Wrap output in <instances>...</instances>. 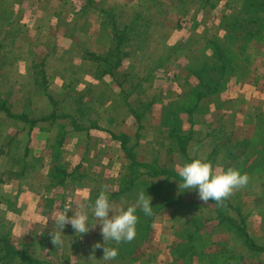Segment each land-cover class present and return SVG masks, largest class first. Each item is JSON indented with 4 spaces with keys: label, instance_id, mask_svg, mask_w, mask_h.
I'll return each mask as SVG.
<instances>
[{
    "label": "crops",
    "instance_id": "obj_1",
    "mask_svg": "<svg viewBox=\"0 0 264 264\" xmlns=\"http://www.w3.org/2000/svg\"><path fill=\"white\" fill-rule=\"evenodd\" d=\"M221 1L161 0L160 8L153 0H0V112L15 119V124L4 127V134L0 135V183L4 188L0 198L14 204L10 212L19 210V217L12 221L14 232H20L22 237L36 229H42L46 234L56 232L55 217L69 207L73 211L79 210L81 205L87 207L93 201L91 197L96 196H91L94 188L101 186L96 185L101 178L105 181L107 176H119V187L114 190H123L122 167L132 162L128 157L130 146L139 149L143 144L142 138L135 132L142 131V122L134 123L133 135L130 136L126 130V123L133 114L132 106L135 109L142 104L158 113L163 107L167 113L168 106L177 105V99L184 93L192 95L198 91L200 80L193 69L194 64L199 62L196 61L197 55L205 52L210 37L224 35L223 22L239 13L245 3V0L242 3L238 0L240 7L234 13V0H224L222 4ZM118 5L121 6V13L141 12L156 19L161 11L163 26L158 25L156 32L151 29L150 33L154 36L149 37L144 51L133 50L131 60L142 63H132L134 73L127 75L129 71L124 68L127 58H124L114 69L113 75L98 73L97 76L98 62L90 54L106 56L111 49L103 11ZM175 17L185 20L184 24L181 22V26H177ZM263 32L264 23L258 24L247 40L240 38L228 45L231 71L223 78L216 73L212 76L214 82L222 80L220 88L199 100L194 94L196 101L192 107L196 106V110L193 114L201 116L194 123L188 122L191 133L185 155L179 149L176 151L172 142L161 145L164 155L169 151L178 154L177 165H174V170H169L176 174L184 162L195 156L206 157L213 171L220 167H234L247 173L248 184L234 190L226 199L244 218L246 230L254 244L262 247L264 42L258 45V37ZM158 34L161 36L157 37ZM238 42L240 47L247 46L252 50V54L243 57L241 52H237L229 56V50H240ZM40 48L46 52L50 50V53L41 58L33 56L34 51ZM159 58L164 61L154 68ZM143 72L149 76L152 74L151 83H143L147 80ZM130 75L136 79L134 84L133 81L128 82ZM109 81L113 83L108 84ZM41 82H44L42 86L39 85ZM126 83L131 87L129 90L123 85ZM70 85L72 91H68ZM106 85L112 87L107 89ZM55 92L66 94L58 102L52 94ZM95 92L96 97L93 95ZM68 93L92 94V99L90 94L83 97L86 110H81L86 112L85 116L79 111V100ZM105 93L116 95L107 98ZM117 93L123 96L133 93L136 96L131 101L133 105L129 106L131 103L126 101L127 98L125 101L122 97L118 100ZM107 100H111L114 109L119 108L116 111L119 115V133L111 130L112 112L107 109ZM94 115L97 119L91 121ZM183 123L180 128H183ZM13 131L17 134L14 143L16 152L10 149L9 144L10 138L13 142ZM125 137L127 140L124 142ZM132 149L131 156L137 162L154 166L151 164L154 161L152 153L141 159ZM160 159L158 165L163 168L165 166ZM56 168L62 171L59 179L53 173ZM54 192L58 194L47 197ZM126 204L131 203H125V207ZM71 214L69 210L68 215ZM140 223L143 222L138 219L133 241L106 245L118 248V256L112 261L106 262L100 258L102 248L93 250L94 243H103L99 225L79 236L70 226H66L62 244L55 246L51 243L48 253V248H37L30 256L42 264L44 261L49 264L207 262L203 255L189 258L182 252L189 243V236L185 233L172 234L176 226L172 214L156 215L150 220L148 231L139 228ZM217 232L225 239L230 251L243 259L242 264H264V251L246 249L240 240L223 228L219 227ZM11 239L15 240V237ZM24 240L21 239L20 245L26 242ZM90 255L97 259H89Z\"/></svg>",
    "mask_w": 264,
    "mask_h": 264
},
{
    "label": "rangeland",
    "instance_id": "obj_2",
    "mask_svg": "<svg viewBox=\"0 0 264 264\" xmlns=\"http://www.w3.org/2000/svg\"><path fill=\"white\" fill-rule=\"evenodd\" d=\"M152 1V0H151ZM166 1V0H165ZM214 2H217V0H213ZM153 2L158 3L159 7L161 8V0H153ZM224 2V0H222L220 3L222 4ZM234 4H232V7L235 8V12L239 9L240 7V2L238 0H234L232 1ZM219 3V4H220ZM242 3V0H241ZM218 4V3H217ZM220 4V5H221ZM237 4V7H236ZM239 4V5H238ZM115 11H118L119 13H121V6L118 5L115 8ZM167 9V8H166ZM164 10L165 13L167 12V10ZM203 19V18H202ZM175 24L177 26H181V22L184 24L185 20L181 21V18H176L175 17ZM192 23V22H191ZM189 23V26L190 24ZM198 24V22H197ZM188 25V24H187ZM193 26V23L191 24V27ZM16 28L18 29V25H16ZM171 41H173L172 39H170ZM264 42V32L258 37V45L260 43ZM237 44V43H236ZM235 44V45H236ZM239 47H240V43L238 42ZM237 44V45H238ZM234 48V47H233ZM252 50H250L247 46L244 47H240V50H229V56H231L234 53L237 52H241L243 57H246L249 54H252V52H250ZM50 53L49 51H45L43 48L41 49H36V51H34V55L35 57H43V55H48ZM146 54V53H145ZM144 54V55H145ZM143 55V56H144ZM139 56L141 57V54L139 53ZM205 56V55H204ZM203 58H207V55ZM202 59V57H201ZM231 59V58H230ZM125 65L124 68L127 69V71H129L127 73V75L129 73H134V69L131 67L132 63H135V65H142V63L140 64L139 62H137L136 60H131V58H127L125 60ZM139 63V64H136ZM150 64V62H148ZM133 66V65H132ZM142 68V67H140ZM139 68V69H140ZM207 71V69H206ZM203 73V71H202ZM204 74V73H203ZM144 78H147V80H144L143 83L145 84L146 82H152V74L149 76L147 75L145 72L142 73ZM41 78H42V73L40 74ZM135 80L132 75L129 76V83L134 84ZM113 82H108V84H111ZM129 83L123 84L124 87H126L128 90L131 88L129 87ZM42 84H44V82L39 83L40 86H42ZM107 84V83H106ZM101 86V85H100ZM104 88V86H101ZM108 87H112V86H107L106 88L108 89ZM68 91H72V86L70 85L68 88ZM95 91V90H94ZM98 92V91H97ZM53 95H55L56 100L59 102L60 99L62 98L61 96H63L64 93H60V92H55L52 93ZM70 94V96H73L75 98H77V100H79L80 102V108H83L82 110H86V106H85V95L87 96V94L89 95L90 93H68ZM96 92L93 94L96 97ZM188 93H184L183 96L180 99H177L176 103L177 105L175 106H168V109H170V111H177L178 114V122H180V124L184 121L181 131H180V135L177 134V123L174 122V120L170 119V115L164 112V108L162 107V111L161 112H156L154 111L151 107H147L145 105H138L135 109L132 106L133 103L131 101L134 100V98H136V96H134L133 93H125L124 96L121 95V93H117L118 95V100H120L119 98L122 97L123 101H126L129 104V106H132V111L133 114L132 116L129 117L127 123H126V130L129 131L128 134L131 136L133 134H131V131H134V123L136 122H142V131H136L139 135V137L142 138V146L138 149L137 147L135 148H131L130 146V153H131V149L134 153H137V156L140 157L141 159L146 157V155L151 154L153 155L154 161H152L151 164H154L155 167L157 168H162L158 165V159L161 158V163H163V165L165 167H163L164 169L167 170H174L173 167H175L174 165L176 164V161H179V156L177 153H173L171 151H169L170 153H168L167 155H164L162 153V148L161 145L165 144L168 145L169 142H172L175 150L178 151L179 146L182 145L181 142H184V140H188V135L191 133V131H189V123L190 122L188 120V118L191 119V122L194 120H199L200 116L198 113H191V114H187L181 111L185 110L187 111L188 109L192 108V104L196 101L194 94L192 93V95L188 96L186 95ZM116 95V93H105V96H107V98H114V96ZM92 94H90V98H91ZM159 97V96H158ZM54 98V100H55ZM92 99V98H91ZM55 100V101H56ZM111 101V100H110ZM110 101L107 100V109L111 112V116L110 118L112 119V122L110 123V127L112 131H114L115 133H119L120 127L117 126L118 122V114L116 113V111L119 108L114 109L113 108V103H111ZM88 104H90V101H87ZM153 102V101H152ZM122 103V102H121ZM97 104V103H96ZM124 104V103H123ZM152 104V103H151ZM161 106V105H160ZM179 106V107H178ZM158 107V106H157ZM106 108V107H105ZM167 109V111H168ZM121 110H123V106L121 107ZM136 110V111H135ZM96 111V110H95ZM122 116V115H121ZM97 116L94 115V118L91 119V121H96ZM127 120V119H126ZM15 124V119L13 117H6L2 112H0V135L2 136L4 134V127H7L9 125H14ZM167 125V126H166ZM172 128H175L176 126V130L173 131V135L169 133V128L172 126ZM125 130V129H124ZM15 131H16V127H15ZM13 131L11 137L13 138V142H11V138L9 140V144H10V149L13 150L14 152L17 151V149H15V144L16 143V136L17 134H15L16 132ZM152 141V142H151ZM168 141V143H167ZM186 146H187V142H186ZM58 150V149H57ZM180 151V150H179ZM186 151V149H185ZM161 156V157H160ZM163 156V157H162ZM158 158V159H157ZM60 163V162H59ZM141 163V162H140ZM60 165V164H59ZM123 168V177H122V187L123 190L121 191H117L115 192V188L118 189L119 187V183H120V178L119 176L114 178V177H109L107 176L105 178V181L103 178L99 179V181L97 180L96 185H101L100 187H96L94 188V192L91 194V196H97V194L101 191L104 190L108 193L109 195V200L113 206L114 210L119 209V205H121V201L124 202H129V203H135V199H136V194L138 191L145 189L146 194H148L151 197V201L153 200L157 205H159L158 208H156L155 210L156 213L153 215V218H155V216H161L163 214L166 213H170L172 214V217L174 218V222H175V227L173 228L172 234H191V233H196L198 235V239H203L204 240L208 239V240H213V244L210 245V249L209 252H217L218 250L220 251L221 249L223 251L225 250H229L227 243L221 238V236L219 235V233L217 232V220H214V216L216 215L215 211L216 208H219V210L224 212L223 216L226 215H231L232 217L235 216L238 217L237 213L239 215L240 212L239 211H234L233 209H225L223 208L224 205H217L215 201L209 200L208 202H203L201 201L197 194L194 193L193 191H183L180 192L178 190V186H177V181L175 178H169V179H165L164 176L162 177H152L147 171L146 168L142 167V166H138L133 164L131 161L128 165H124ZM1 172V170H0ZM54 175L56 176V179H59L62 176V171L58 168L55 169V171L53 172ZM102 180L104 181L102 183ZM134 182V184H132ZM104 184L106 185V187H102L104 186ZM3 186L2 183H0V193H2L3 190ZM7 189V188H6ZM56 192H54L53 194L47 195V197L51 196H55ZM95 196V197H96ZM95 197H91L92 200L95 199ZM2 199V198H1ZM67 199V198H66ZM16 200V199H15ZM69 201V199H68ZM1 203V208H5V204ZM127 205V204H126ZM4 212V213H3ZM0 211V214H2L4 216V220L3 223L6 225V227L9 229V236L11 238H13V236L15 237V240L11 239L14 244L17 247H22L23 244H25V250H26V254L31 255L32 253L37 251V248L40 247H45L44 250H46V248H48L46 251L47 253L50 252V244L52 243L51 241V237L49 234H46L44 230L42 229H36V230H32L30 231L25 237H22L20 232H14V225L12 224V221L15 218L19 217V210L14 211L13 213L10 211H6L3 210ZM144 215V214H143ZM150 215H144V218H148ZM170 216V215H169ZM202 221H195L194 220H200ZM203 222V223H202ZM264 227V226H263ZM153 231V230H152ZM201 235V236H200ZM217 236V238L215 239L214 236ZM21 239H25L22 245H20V241ZM23 241V240H22ZM17 243V244H16ZM24 246V245H23ZM65 246V245H63ZM45 251V252H46ZM4 252V249H2L0 247V254ZM229 253H224V255H228ZM252 259V258H251ZM250 261V260H249ZM252 261V260H251ZM243 259L242 258H233L231 260V264H242ZM258 263V262H257ZM42 264V263H41ZM44 264H49L46 261H44Z\"/></svg>",
    "mask_w": 264,
    "mask_h": 264
},
{
    "label": "trees",
    "instance_id": "obj_3",
    "mask_svg": "<svg viewBox=\"0 0 264 264\" xmlns=\"http://www.w3.org/2000/svg\"><path fill=\"white\" fill-rule=\"evenodd\" d=\"M180 2H184L185 0H176ZM209 0H206V2ZM104 19L108 25V35L111 39L112 47L108 51L106 56L94 55L90 54V57L98 62L96 65L97 76L98 73L102 74H114V69L119 66V63L122 62L124 58L132 57L133 50L138 49L144 51L145 46L150 40L151 29L156 32V27L159 25L163 26L161 21L162 12L157 16V19L152 15H145L144 13L138 12L134 14L129 13H119L115 11L114 8L108 11H103ZM264 0H245L244 5L242 6L239 13L228 17L223 22V27L225 30L224 35L222 36H213L210 37L207 41V47L204 53H200L196 57V64H194V73L197 78L200 80V87L195 92L197 99L199 100L202 96L207 95L208 93L220 88L222 85V80L220 79L218 82H214L212 76L214 73L218 74L220 78L231 71L229 67V57L227 54L228 45L232 44L234 41L242 38L247 40L250 37L257 27L258 24L262 25L264 23ZM156 34V33H155ZM154 36V35H153ZM157 37L161 36L160 34L156 35ZM208 55H207V52ZM207 55V58H203ZM202 57V60H200ZM163 59H158L154 63V68L160 66L163 63ZM207 69V71H206ZM203 71V73H202ZM43 78H45L43 76ZM196 110V106L188 109L187 111L182 110V112L191 114ZM82 116H85L86 112L82 111L79 108ZM168 114L170 115V119L174 120L177 123V134L180 135L181 124L178 122V112L168 110ZM12 116V115H11ZM190 123L191 119L188 118ZM169 127V133L172 134L175 128ZM173 135V134H172ZM116 136V135H113ZM181 136V135H180ZM124 142L127 140V137L123 138ZM123 142V141H122ZM186 140L181 142L182 145L179 146V150L185 155L186 149ZM128 157L132 160L135 165L142 166L147 169V172L153 176L157 177L160 175H164L165 179L175 178L178 179V174L163 169L157 168L150 164L140 163L135 160L134 157L131 156V153H128ZM17 161V160H16ZM19 162V161H17ZM134 184V182L132 183ZM0 202L5 203L6 207L3 209L0 206V211L3 210L11 211L13 208V203L8 199H1ZM216 204L224 205L225 209H233L232 205L229 204L227 199H224L222 202H216ZM1 205V203H0ZM152 205V214L148 218H144V213L141 210H137V214L139 219L143 222L138 225L139 228H142L144 231L149 230L150 220L153 218V215L156 213V208L159 207L154 201L151 203ZM234 211H238L237 209H233ZM216 215L214 216V220H217V228H223L233 234L238 240L242 242V245L248 250H257L264 251V247L255 245L252 239L249 237V234L246 230V225L244 223V218L242 215H238L235 218L231 215H224V212L216 208L214 210ZM4 213V212H3ZM144 214V215H143ZM200 219V218H199ZM4 216L0 214V247L4 249V252L0 254V264H41L40 261L33 258L32 256L26 254L25 245L22 248H17L14 242L11 240L9 236L10 232L6 225L3 223ZM195 221H202L194 220ZM203 223V222H202ZM147 224V225H146ZM189 236V243L187 242L185 248L182 249V252L188 255L190 258L193 255H203L206 257L207 262L205 264H217L218 262L222 264H230L233 258H239L234 255L229 250L223 251L222 249L215 253L209 252L210 245L213 244L211 240L198 239V235L196 233L187 234ZM201 236V235H200ZM128 248H131L129 245H126ZM229 253L228 255H224V253Z\"/></svg>",
    "mask_w": 264,
    "mask_h": 264
},
{
    "label": "clouds",
    "instance_id": "obj_4",
    "mask_svg": "<svg viewBox=\"0 0 264 264\" xmlns=\"http://www.w3.org/2000/svg\"><path fill=\"white\" fill-rule=\"evenodd\" d=\"M176 181L180 192L194 190L198 198L205 203L209 200L222 202L234 190L246 186L249 176L234 167L226 169L220 167L219 170L213 171V166L206 157L195 156L182 164ZM125 203L122 201L119 209L114 210L108 193L101 190L87 207L81 205L77 211H73L71 207L67 208L55 217L57 231L51 232L52 243L55 246L62 244L66 226H70L79 236L99 225L103 243L99 241L94 243L93 250L102 248L100 258L106 262L114 260L118 256V248L106 245L109 243L120 245L135 239L138 209L146 215L152 214L151 197L146 194L145 189L137 192L135 203L126 207ZM69 210L72 212L71 215H68ZM89 259L97 258L90 255Z\"/></svg>",
    "mask_w": 264,
    "mask_h": 264
}]
</instances>
